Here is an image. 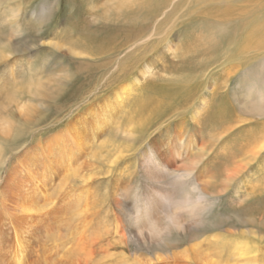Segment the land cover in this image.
<instances>
[{
    "label": "bare ground",
    "instance_id": "6f19581e",
    "mask_svg": "<svg viewBox=\"0 0 264 264\" xmlns=\"http://www.w3.org/2000/svg\"><path fill=\"white\" fill-rule=\"evenodd\" d=\"M257 1L204 0L180 13L133 0L143 14L127 26H89L82 43L48 40L89 77L56 102L58 129H44L56 130L46 139L39 125L49 118L34 122L21 99L46 82L23 56L11 61L21 50L0 48V264H264ZM198 20L212 37L177 44ZM95 76L110 82L106 96L72 112ZM42 190L52 194L38 211ZM67 222L86 241L63 244L57 261L48 247Z\"/></svg>",
    "mask_w": 264,
    "mask_h": 264
},
{
    "label": "rangeland",
    "instance_id": "374dc122",
    "mask_svg": "<svg viewBox=\"0 0 264 264\" xmlns=\"http://www.w3.org/2000/svg\"><path fill=\"white\" fill-rule=\"evenodd\" d=\"M132 1L129 2L131 4L128 7L118 8L116 7L118 0H0V48L9 51L21 50L17 57L11 58V61L23 56V60L34 66L33 79L38 80L43 77L46 82L40 95L36 97L24 95L21 98L30 100L33 104L35 108L34 122L39 121L42 117H46V120L49 118L47 123L39 125V133H43V139L48 138L56 131L43 132L44 129H49L51 126L57 127L55 116H52L56 110V102L68 93H75L74 85L77 80L81 81L89 77L84 67L74 66L77 65L75 60L63 59L60 53L51 52L46 42L48 40L49 42L71 40L82 43L86 39L84 31L89 26L91 29H95L96 26H101V28L104 26H127L143 14V10L138 7L139 4L132 3ZM203 1L161 0V3L163 2L162 7L167 6L168 10L176 8L178 12L182 13L181 9L197 7L198 3ZM255 4H258L256 6L258 10H262L264 0H258ZM191 26L193 28L182 34L180 38H176L177 44L182 38L192 33L202 40L212 37L207 21L198 20L193 22ZM215 28L220 32L222 31L218 27ZM48 35H51L49 39L46 37ZM209 57L206 56L204 59L208 60ZM37 69L39 70L35 71ZM100 75L99 73L98 77ZM96 76L87 86L83 87L82 84L80 88L82 93L79 100L75 99L74 102L69 104L70 107L75 108L72 112L84 109L94 100H99L107 94L110 82H106V80L98 82ZM187 144L185 143L186 146ZM40 194L38 196L40 199L37 197L32 203L34 209L40 205L36 208L38 211L45 210L49 203L46 199L52 192L48 193L42 190ZM223 213H226V211H223ZM67 225L73 228L72 223L68 222L64 226H55L54 237L48 247L49 256L51 255L57 261L65 259L61 251L63 244L67 245L66 250L71 247L69 242L72 238H77V243L79 241L85 243L86 241V234L83 233V230H79L74 234V229L70 231ZM260 257H264V254L261 253Z\"/></svg>",
    "mask_w": 264,
    "mask_h": 264
}]
</instances>
